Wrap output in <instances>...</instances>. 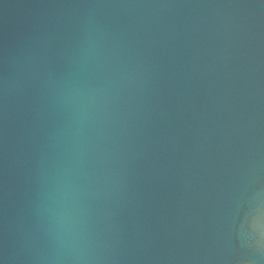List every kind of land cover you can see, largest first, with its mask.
<instances>
[{
  "label": "water",
  "instance_id": "obj_1",
  "mask_svg": "<svg viewBox=\"0 0 264 264\" xmlns=\"http://www.w3.org/2000/svg\"><path fill=\"white\" fill-rule=\"evenodd\" d=\"M0 264H264V0H0Z\"/></svg>",
  "mask_w": 264,
  "mask_h": 264
}]
</instances>
